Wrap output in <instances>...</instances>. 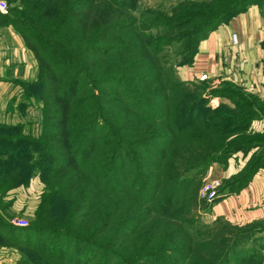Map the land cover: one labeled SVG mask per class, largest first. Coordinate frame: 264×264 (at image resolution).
Instances as JSON below:
<instances>
[{
	"label": "trees",
	"instance_id": "1",
	"mask_svg": "<svg viewBox=\"0 0 264 264\" xmlns=\"http://www.w3.org/2000/svg\"><path fill=\"white\" fill-rule=\"evenodd\" d=\"M6 2L0 25L18 31L38 66L36 80L19 83V106L43 104L38 137L0 123L12 134L0 135V187L44 184L27 226L12 223L9 203L0 208V237L19 252L17 264H261L240 245L264 243L263 227L217 218L224 229L207 236L186 205L223 150H241L229 139L264 118V101L178 76L211 31L259 3L208 9L185 0L164 21L161 8L136 14L141 0ZM215 98L231 103L212 107ZM263 164L264 155L212 204Z\"/></svg>",
	"mask_w": 264,
	"mask_h": 264
},
{
	"label": "crops",
	"instance_id": "2",
	"mask_svg": "<svg viewBox=\"0 0 264 264\" xmlns=\"http://www.w3.org/2000/svg\"><path fill=\"white\" fill-rule=\"evenodd\" d=\"M233 33L238 36L237 43L232 41ZM37 73V62L21 35L11 25L0 26V94L6 93V84L14 77H19L20 81H34ZM202 75H206L203 81H207L212 89L229 84L246 95L264 101V7L251 5L219 25L200 42L193 63L178 68L182 81H202ZM219 101L231 103L226 98H217ZM3 103V117L13 108L20 107L9 101ZM249 127L253 133L264 136V118L253 119ZM258 148H264V145L256 146L255 150ZM240 156L239 153L234 154L224 168L214 165L212 178H227L236 174L240 170ZM38 182V179L30 181L28 189L32 194L40 190ZM32 198L37 201L35 193ZM211 211L214 218H222L233 226L246 228L257 225L264 229V164L245 187L221 198L212 205ZM263 236L264 231L257 237L261 240Z\"/></svg>",
	"mask_w": 264,
	"mask_h": 264
},
{
	"label": "rangeland",
	"instance_id": "3",
	"mask_svg": "<svg viewBox=\"0 0 264 264\" xmlns=\"http://www.w3.org/2000/svg\"><path fill=\"white\" fill-rule=\"evenodd\" d=\"M7 1V0H4ZM182 1L185 0H141L140 6L138 7V10L135 11L136 14H140L144 11V9L147 10V8H152V9H157L161 8L159 11L160 14V19H163V16H170L168 13V9H171L173 7H176L179 5ZM201 2H207V7L208 9H220L221 7H225L230 5L231 3H243L245 0H198ZM251 1V0H250ZM256 1L259 3L261 7H264V0H252ZM244 4V3H243ZM213 7V8H212ZM143 10V11H142ZM164 21H167V19H163ZM1 26V25H0ZM16 30V29H15ZM16 32H18L16 30ZM173 36H176L179 38L178 32H174ZM165 41V40H164ZM18 81H20L19 77H14L12 81L8 84L7 91L5 94L1 95L0 94V123H6L7 125L11 126H16L18 124H22L23 128L21 130L23 135H29L31 137H38L41 133L42 130V123H43V115H42V107L43 104L35 99L29 100L27 102V106L25 107H19V108H13L10 110L9 113L6 114V116L3 117L2 115V103L5 101H9L12 103H16L20 105L23 97V91L22 87L20 84H18ZM23 81V80H21ZM203 81V80H202ZM8 99V100H7ZM224 102H216V107L221 105ZM4 104V103H3ZM227 104V103H226ZM243 129V128H240ZM10 131V130H9ZM9 131L3 132L0 131V135H12ZM16 131V130H15ZM16 133V132H15ZM252 131H250V127L245 130V132L240 131V133L231 136L229 139L232 142H238L239 147L241 148L240 151L234 152V154L239 153L241 156L239 159H241V164L239 162V167L240 170L234 174L231 177H220L218 176L217 178H212L211 173L213 172L212 167L214 165H218L221 168L226 167L227 162L232 156L229 154L230 152H227L228 149L223 150L222 156L219 161L212 163L207 172L199 178V181L194 185V193L191 197V199H188L187 202V208L189 209V213L187 214L191 219L192 223L191 226L193 229H200L203 231V233L207 234V236L212 235L213 232L217 231L220 232L222 229H224V226L217 221L216 218L212 215V203L213 202H208L205 200V198L202 195L203 187L204 185L211 180H217L219 181V187L217 188V197L220 195V191H224L230 186H233L236 184L238 181V176L240 174L245 173L250 169L251 166H255L258 164L262 156L264 155V148H258L255 150L254 144H261L260 139H256V137L262 138L263 135H254ZM15 135V134H14ZM253 146V147H251ZM243 147V148H242ZM233 149V148H232ZM234 148L233 150H235ZM238 159V160H239ZM244 159H246L244 161ZM221 175V174H220ZM241 176V175H240ZM38 179V183L40 186V190H38L37 194L35 193V196L37 197V201H34L32 194L29 188V184H25L22 186H13L12 183H7L5 186L0 187V195L5 196L2 200L0 201V208L2 207L3 204L9 203L10 208L7 210V215L11 216V221L14 219H23L26 220L27 222L30 221L34 217L35 210L38 207V204L40 202V198L44 192V184L40 181L39 178H34ZM33 180V179H32ZM1 182V181H0ZM21 188L22 190H20ZM35 191V190H34ZM36 204H35V203ZM22 207L20 209L19 207ZM20 209V210H19ZM3 213L2 211H0ZM227 231V230H226ZM225 231L226 235H229ZM234 231V230H233ZM235 233V231H234ZM258 236V234L256 235ZM252 241V243H247L243 242L240 246L243 248H252V246L255 248V250L258 251V260H256L257 263L264 264V243H255ZM92 258V262L94 263L96 258ZM19 260V252L15 248V246L7 244L4 240L1 239L0 237V264H17V261ZM233 264V260H231V263Z\"/></svg>",
	"mask_w": 264,
	"mask_h": 264
},
{
	"label": "built area",
	"instance_id": "4",
	"mask_svg": "<svg viewBox=\"0 0 264 264\" xmlns=\"http://www.w3.org/2000/svg\"><path fill=\"white\" fill-rule=\"evenodd\" d=\"M0 13L2 14H7L8 13V5L7 2L4 0H0ZM237 34L233 33L232 34V41L233 43H237ZM206 78V75H202L200 77V80H204ZM216 102H217V98L213 99L210 103V105L212 107H216ZM219 187V181L217 180H211L208 181L204 187H203V191H202V195L205 198V200H207L208 202H213L216 198H217V188ZM12 223L18 227H24L28 225V222L26 220L23 219H14L12 221Z\"/></svg>",
	"mask_w": 264,
	"mask_h": 264
}]
</instances>
